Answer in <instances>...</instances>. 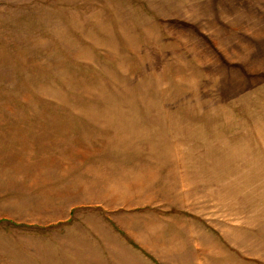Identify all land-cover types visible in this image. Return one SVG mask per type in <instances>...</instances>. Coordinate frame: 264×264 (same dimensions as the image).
I'll use <instances>...</instances> for the list:
<instances>
[{
    "label": "rangeland",
    "instance_id": "374dc122",
    "mask_svg": "<svg viewBox=\"0 0 264 264\" xmlns=\"http://www.w3.org/2000/svg\"><path fill=\"white\" fill-rule=\"evenodd\" d=\"M0 264H264V0H0Z\"/></svg>",
    "mask_w": 264,
    "mask_h": 264
}]
</instances>
